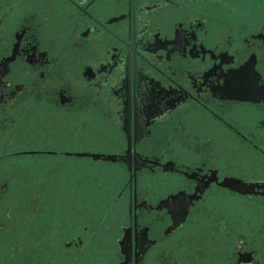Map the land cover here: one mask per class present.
<instances>
[{"label": "flooded vegetation", "instance_id": "obj_1", "mask_svg": "<svg viewBox=\"0 0 264 264\" xmlns=\"http://www.w3.org/2000/svg\"><path fill=\"white\" fill-rule=\"evenodd\" d=\"M33 12L37 13L34 20ZM3 17L7 18L0 23V53L20 62L10 66L13 71L3 81L9 99L0 103V168L5 175H16L10 192L0 198L4 223L0 235L7 240L3 264H20L21 257L13 253L18 239L25 241L24 252L31 249L24 257L30 264H90L114 217L118 223L113 239L135 227L131 209L137 192L144 196L143 189L148 190L149 207L156 209L152 215L157 228L148 232L144 227L147 208L137 215L142 231L159 243L155 248L148 243L133 246L131 264H170L166 258L177 244L173 237L180 229L173 236L166 234L170 225L175 227V220L167 209L159 211V204L183 188L191 193L188 176H211L216 170L221 179L243 175L235 183L246 185L236 191L213 183L204 195L209 209L225 202L234 206V217L220 225L224 243L234 249L241 239L246 240L255 250V264H264V186L255 183L264 180V127L253 112L259 104L239 88L231 93L216 91L226 83L221 65L231 69L229 61L245 66L255 52L259 70L264 71L261 0H48L42 10L32 0H0ZM26 29L32 31L19 42L17 53V37ZM179 31L190 41L186 52L176 46ZM37 41L49 49L41 65L44 80L35 72L23 71L32 67L28 62L36 55ZM69 71L84 74L85 80L92 79L99 87L86 86L71 97L59 95L55 74ZM53 87L57 91L49 95ZM149 96L157 105L145 103ZM177 100L175 108L169 107ZM84 122L85 137L91 130L103 132L110 141L97 146L89 140L78 147L93 151L63 158L65 172L85 164L104 173L99 183L105 187L95 205L89 206L87 217L77 214L81 204L70 197L57 207L55 190L48 188V182L55 180L60 191L65 190L64 177L53 176L61 159L47 150L59 148L57 135L69 128L72 136H80ZM98 152L104 155L97 158ZM157 159L174 163L162 162L154 175L150 168ZM200 162L208 164L203 174L197 167ZM30 182L37 189L47 188V193L39 192L37 208H43L39 215L31 210ZM10 211L13 220H8ZM198 219L210 223L194 207L185 227ZM85 224L90 229L84 236L85 246L79 251L75 244L66 248L68 240L83 235ZM92 234L96 238L90 242ZM116 251L127 250L114 249L113 258ZM117 264H127V256L121 255Z\"/></svg>", "mask_w": 264, "mask_h": 264}, {"label": "snow or ice", "instance_id": "obj_2", "mask_svg": "<svg viewBox=\"0 0 264 264\" xmlns=\"http://www.w3.org/2000/svg\"><path fill=\"white\" fill-rule=\"evenodd\" d=\"M33 3L37 5L41 10L48 3V0H32ZM111 2H117V0H111ZM264 3V0H261ZM91 6V5H89ZM32 19H36L37 13L33 12L30 14ZM7 17L0 18V23L3 19ZM180 28H183V25H180ZM28 31L32 29H26L22 34L17 37V53L19 52V42L25 39ZM35 39V34L33 35ZM176 39V46L178 49L187 51L185 45L190 43L187 40L186 35L183 31H179ZM37 47L34 49L36 55L28 62L32 67H23V71L29 75L35 72L40 80H44L45 77L41 75L45 69L41 67L47 59L49 49L43 48L42 45L37 41ZM262 54H264V49H262ZM238 55V53H237ZM232 64L231 69H225L221 65V71L226 72L227 75L223 77V80L226 83L222 88L216 89V91L231 93L234 89L239 88L246 93V98L254 99L259 104L258 109H253V112L258 116L259 123L264 127V71L259 70V57L255 52L251 53L250 60L245 66H238L234 61H229ZM12 65L20 66V62L16 60L15 56L11 59H7L3 53H0V97L3 99L0 100V103H7V89L3 86V81L6 76H8L13 68ZM91 69L89 68V73ZM56 79L60 81L59 83V95H68L74 96L77 92H81L86 86H91L98 88L99 85L92 84V79L85 80L84 74H76L75 72L69 71L57 72ZM214 75V73H209V76ZM47 79H53L49 76ZM34 83H36L34 81ZM56 83V80H53V84ZM36 87L39 88L40 84L36 83ZM55 87L49 89V95L52 92H56ZM15 96V94H14ZM41 97L37 96V100H40ZM85 102H82V106ZM145 103L149 106L157 105V101L154 100L151 96L145 98ZM176 103H179V100L172 102L169 107L175 108ZM98 104V101H97ZM143 107V106H142ZM147 115V113H144ZM15 123V121H13ZM87 127V122L81 124L79 131L81 135L74 137L71 134V129H67L66 134L57 135V140L60 144L59 148L48 149L47 153L59 157L61 162L56 164L53 169L54 177H64V191H60L59 186L56 185L55 180L48 182V188L55 190V196L57 198V207H59L61 201L66 197H70L73 201L78 204H81V209L78 211L79 216L87 217L89 213V206H94L97 200V195L102 192L105 187L104 184L99 183L105 178L104 173L101 169L95 167L94 165H85L77 164L75 167L68 172H65V162L64 157L69 159L73 158V153L76 156L82 157L84 153L91 152L93 149L91 147H84L83 149L79 148L78 145H85L89 140H94L97 146H103L106 143H109L108 137L103 133H94L91 130L89 131L88 137L83 135ZM45 131H48L45 129ZM183 142V141H182ZM169 147H171L169 145ZM100 155H104L102 152L97 153V158ZM162 155V154H161ZM174 163L168 161H162L157 159L155 161V166L150 168V171L155 175L156 168L160 166L161 163ZM197 167L200 170V173L203 174L204 168L208 167L207 162H200L197 164ZM167 172V168L164 169ZM189 171H192L191 167ZM243 175L229 177L225 175L223 179L220 178L219 170H216L215 174L208 176L206 174H193L187 177V180L191 184V193L188 188H183L179 193H172L169 197H164L163 202L159 204V211L163 212L164 209L168 210V214L175 220V227L169 226L170 231H167L168 236H173V233H177V229L180 231L175 237H173L177 244L169 251L167 256V261L170 264H200L202 261L203 264H255V250L251 248L249 242L244 239H241L239 245H236L234 249H231L230 245L224 243L225 236L221 231L220 225H227L229 223V218L234 217L235 209L234 206L230 203H223L213 205L209 209L207 201H204V195L206 190L211 189L213 183H216L219 187H232L236 191H240L246 185H241L235 183L236 181L243 180ZM16 181L15 174L5 175L2 168H0V198L4 197L5 193L10 192V186ZM227 181V183H226ZM261 186H264V180L255 182ZM31 190V210L39 215L43 208H37V205L40 202L39 192L41 190L47 193V188L41 186L40 189L36 188L34 182H30ZM251 190V189H249ZM144 196L141 197L140 192L138 191L135 199L134 205L131 209V220L132 224L135 226L132 230L126 232V236H118L115 239L112 238L113 230L116 229L118 220L113 218L108 229L106 230L108 236L105 237L100 244L95 246L93 251L94 259L90 264H117L121 255L127 256V264L132 262L131 249L133 246L143 247L145 243H148L149 248H155L159 240H153L148 236L147 232L142 231V220L141 216L137 215L138 210L147 208V217L148 223L144 224V227L148 228V232H152L153 229L157 228L156 220L157 218L152 215L156 209L149 207V201L147 198L148 190L143 189ZM122 194V193H121ZM137 201L139 203H137ZM196 201H204L202 205L195 203ZM3 201L0 200V203ZM197 208V212L203 213L204 216L209 218L210 223H205L203 220L198 219L195 222H192L191 227H185V224L189 223L190 216L192 214V209ZM63 215V214H62ZM15 219L14 214L10 211L8 214V220ZM161 220L164 219L163 216L160 217ZM73 226L76 225L75 217L72 220ZM131 227V226H129ZM4 231V223L2 219V212H0V233ZM90 232L88 224H85L83 229V235H77L74 239L68 240L65 244V247L71 249L75 244L77 246V251L82 249L85 246L84 236H88ZM233 230L231 227L228 228L227 237L232 236ZM46 235V233H44ZM95 234H92L91 240H94ZM36 237H32V240L35 241ZM6 245L7 240L3 235H0V264H3L4 257L6 255ZM25 241L23 239H18L13 248L14 255L21 257L20 264H30L27 262L24 257L31 254V249L27 252H24ZM126 249V252L116 251L115 258H113V250ZM231 249V250H230ZM24 252L22 256L21 253ZM161 258H164L163 252H161Z\"/></svg>", "mask_w": 264, "mask_h": 264}]
</instances>
